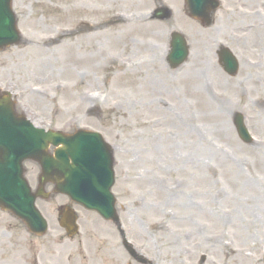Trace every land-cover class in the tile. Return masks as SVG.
<instances>
[{
	"label": "rangeland",
	"instance_id": "1",
	"mask_svg": "<svg viewBox=\"0 0 264 264\" xmlns=\"http://www.w3.org/2000/svg\"><path fill=\"white\" fill-rule=\"evenodd\" d=\"M162 1L13 0L23 39L17 46L0 52V90L11 92L17 110L33 123L40 122V127L66 132L85 128L103 134L114 148L113 192L127 236H134L136 241L142 238L145 251L155 252L162 264H201L204 254L209 255L206 264H264V214L257 211V202H263L258 196H264V190L262 186L251 187L246 181L248 175L264 180V106L252 85L264 80V0H242L243 12L233 14L234 7L228 5L231 0H222L215 22L209 27L198 21L192 24L177 12V7H183L182 0H164L173 11L171 17L154 19L152 12ZM71 4L81 10L73 9ZM109 4L117 11L113 14L129 19L141 17L145 28L126 34L123 30L129 27H118L119 22L112 23L113 18L104 12ZM64 8L69 11L64 12ZM91 21L99 23L100 37L96 43L101 49H109L107 39L117 37L130 42L126 46L139 52L138 59L149 56V49H159L177 82L167 84L163 96L153 95L149 81L135 80L137 74L108 80L105 69L89 71V67L62 63L61 54L42 59L27 50L29 37L52 34L67 24L66 28L74 32L72 37L85 35L93 31H89ZM260 24L263 28H257L258 31L249 28ZM174 29L187 36L191 47L188 61L175 70L168 62L170 34ZM249 31L246 37L244 32ZM256 35L262 43L246 47V40ZM220 45L229 47L237 56V75H228L221 68L217 57ZM244 60H250L251 66L244 64ZM69 68L75 76L68 75ZM74 77L85 84L106 88L91 95L101 93L107 100L89 105L65 97L64 89L52 87L75 84ZM243 80L251 81L250 88H243ZM40 88L56 98L36 97L34 93ZM77 89L78 85L66 91L75 95ZM261 96L264 98V94ZM125 100L133 105L131 109L111 110L114 104L124 105ZM57 102L64 111L61 117ZM221 102L232 105V112H225ZM161 106L164 110L159 113ZM70 107L76 110L67 113ZM236 113L243 114L253 142L239 137L234 125ZM72 118L76 121L69 124ZM26 168L29 182L36 188L40 168L30 161ZM165 190L172 196H167ZM66 204L77 210L81 228L80 237L67 242L71 254L80 248L85 253L88 249L93 252L94 246L105 242L106 237L121 245L120 238H115L110 229H114L111 223L76 206L65 196H57L37 202L49 222V232L43 237L31 236L17 218L0 209V264H14L13 259L18 256L14 251L19 249L25 257L22 264H36V260L32 262L36 256L41 264H47L46 258L50 259L51 251L59 247L56 241L64 233L58 223V209ZM259 205L264 207V202ZM110 253L112 257L121 254L122 248ZM110 253L103 251L105 264H112ZM97 262L91 260V264ZM117 263L124 264L121 260Z\"/></svg>",
	"mask_w": 264,
	"mask_h": 264
},
{
	"label": "water",
	"instance_id": "2",
	"mask_svg": "<svg viewBox=\"0 0 264 264\" xmlns=\"http://www.w3.org/2000/svg\"><path fill=\"white\" fill-rule=\"evenodd\" d=\"M201 0H188L194 9ZM11 0H0V50L19 41ZM188 55L186 40L174 34L172 66L181 65ZM231 74L237 72V62L228 53ZM240 136L250 140L241 116L236 117ZM50 144H62L56 157L48 154ZM34 159L42 166L40 187L33 193L24 177L25 159ZM113 156L110 147L99 134L79 131L64 135L36 129L23 116L14 112V103L8 96H0V205L12 211L38 234L46 231V221L35 208V200L47 197L44 187L56 183V191L73 200L98 210L103 216L116 218L115 198L110 194L114 183Z\"/></svg>",
	"mask_w": 264,
	"mask_h": 264
},
{
	"label": "bare ground",
	"instance_id": "3",
	"mask_svg": "<svg viewBox=\"0 0 264 264\" xmlns=\"http://www.w3.org/2000/svg\"><path fill=\"white\" fill-rule=\"evenodd\" d=\"M72 5V4H71ZM76 6V7H75ZM73 6L72 8H78L77 5ZM64 12H68V8L63 9ZM81 10V9H80ZM95 10V9H94ZM92 10V11H94ZM105 13H109L112 23L114 22H119V26H124V27H129L128 29L123 30L126 34H131L132 31L135 30H141L142 27L145 28L146 25L143 23V19L139 16H134L132 19L123 18L124 16L121 14H113V11H116L114 8L111 7L109 4L105 9H103ZM97 11V10H95ZM94 11V12H95ZM99 11H102L99 9ZM117 12V11H116ZM70 22V21H69ZM91 28L93 31H91L88 34L85 35H77L76 37H72L74 35V32L70 28H66L69 24L62 26L65 28L57 29L54 33L49 34L50 32H47L43 36L37 37L34 36L33 38L29 37V44L27 46V50L32 51L34 55L37 54L38 58L46 59L47 57L54 56L56 54H61V61L62 63H66L68 65L76 64L78 67L84 66L89 67L91 71L93 70H99V69H105L107 70L106 78L109 80L114 77L118 76H124V74H129V73H134L137 74L135 80L139 79H147L149 81L148 86H151V92L153 91V95H159L163 96L165 93V88L168 85H172L177 82L175 75L171 73L168 68L166 67L163 57H162V52L161 50L155 49H149L148 53L149 56L145 57L144 59H138V54L139 52H136L134 49L130 48L129 45L130 42H127L125 38L117 37L115 38H108V47L109 49L103 50L101 49V46H98L96 43V40L99 39L100 33H98L99 30V23L96 22H90ZM117 27V28H118ZM251 31H258L257 28H263V25L260 24L258 26H249ZM255 28V29H254ZM249 32H244V34H247L246 37H248V34L251 33ZM259 40V42H258ZM262 43L260 38L256 35L253 38H249L246 40V47L253 46L254 44L257 45ZM114 46L117 48L119 47L120 49H114ZM142 50H145V47L140 45ZM146 46V45H145ZM100 47V48H99ZM156 50V51H155ZM125 56V58H123ZM261 58V56H260ZM128 60V62L126 61ZM247 63L251 66L250 60L245 61L244 64L247 65ZM69 68L67 69L68 75L69 76H75L76 73ZM87 75V74H86ZM85 77L88 78L87 75ZM75 81V84H57L53 85L56 90H62L64 89L65 97L70 96L76 99H80L84 103H89V105H94L98 104L99 102H104L107 100V96L99 93L97 96L96 95H91V92L95 90H102L106 88H102L100 84H85L84 82H80L77 77H74L73 79ZM96 82V80H93ZM192 82V81H190ZM251 81L249 80H243L242 81V86L249 87V83ZM254 83V84H253ZM252 85H255L254 89L257 91L258 95V101L261 102L260 105L264 106V98H262L261 94H264V80L263 82L260 80H257L256 82H253ZM78 85L77 93L75 95L74 92L71 90L74 89L75 86ZM96 86H99L100 88H94ZM106 86V85H104ZM147 86V88H149ZM243 86V88H244ZM250 88V87H249ZM67 89H71L69 91H66ZM242 89V87H241ZM170 93H174L173 89H169ZM36 97H43L44 99H54L56 97H51V95L48 93V90H44V88H40L36 93ZM108 94V93H107ZM256 95V94H255ZM58 100V98H57ZM63 100V98H61ZM258 102V103H259ZM221 102L222 109L225 112H232L233 106L226 103ZM115 107L111 108V110L117 109L119 111H123L126 108L131 109L133 105L131 106V103L129 100H125L124 105L121 104H114ZM77 107V106H76ZM76 107H70L66 110L67 113H72L73 110H76ZM56 108L58 110V116L61 117L64 114L63 108L61 107V104L57 102ZM157 109V107H156ZM221 109V108H220ZM164 108L163 106L160 107L159 113L163 112ZM174 112V111H173ZM172 112V113H173ZM171 113V114H172ZM174 117L175 114L173 113ZM170 120H173L170 118ZM76 120L74 118L70 119L69 124L74 123ZM35 125H40L39 123H35ZM169 133V132H168ZM257 152V151H256ZM247 184L251 187H260L262 186V190H264V180L259 178L257 175H248L246 177ZM255 190V188H254ZM261 190V191H262ZM165 194L169 197L172 196L170 191L165 190ZM260 200L264 202V196H258ZM263 202H257L258 206V213L259 214H264V207L262 205H259L260 203ZM20 250V249H19ZM14 251V253L21 255L20 251ZM15 255L14 263L18 261V257ZM251 256V255H249ZM255 254H252V257H254ZM10 258V257H9Z\"/></svg>",
	"mask_w": 264,
	"mask_h": 264
},
{
	"label": "flooded vegetation",
	"instance_id": "4",
	"mask_svg": "<svg viewBox=\"0 0 264 264\" xmlns=\"http://www.w3.org/2000/svg\"><path fill=\"white\" fill-rule=\"evenodd\" d=\"M242 0H231V2L228 5H232L234 7V11L238 13V6L241 3ZM111 248L113 249V252L116 251V247L115 246H111ZM138 248L139 245H138ZM135 250V252H125L126 256V260L128 264H162L160 262V260L155 256L154 257V261L150 258H148V254L150 253H155V252H147V251H143L142 249H138ZM114 258L112 261V264H118L117 261L120 260L119 258H117V255L113 254ZM47 263L48 264H69V256H68V251L65 250H61V251H55V252H51V256L50 259L47 257L46 258ZM206 262V258L204 260H202V264H205ZM166 264V263H164ZM218 264H223L222 263H218ZM234 264H239V262H235Z\"/></svg>",
	"mask_w": 264,
	"mask_h": 264
}]
</instances>
